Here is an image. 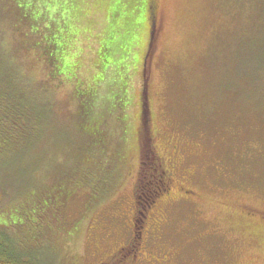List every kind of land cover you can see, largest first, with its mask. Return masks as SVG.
I'll return each mask as SVG.
<instances>
[{"label": "rangeland", "instance_id": "1", "mask_svg": "<svg viewBox=\"0 0 264 264\" xmlns=\"http://www.w3.org/2000/svg\"><path fill=\"white\" fill-rule=\"evenodd\" d=\"M21 3L35 19L15 29L6 12L2 43L39 25L68 71L50 78L41 53L21 61L52 108L42 262L264 264V0ZM81 90L94 104L84 119ZM35 212L24 216L37 234Z\"/></svg>", "mask_w": 264, "mask_h": 264}, {"label": "trees", "instance_id": "2", "mask_svg": "<svg viewBox=\"0 0 264 264\" xmlns=\"http://www.w3.org/2000/svg\"><path fill=\"white\" fill-rule=\"evenodd\" d=\"M149 5L150 15L153 18L154 4L149 3ZM27 8L28 6L21 3V0H0V35L3 32L4 22L7 21V13L13 12L11 15L14 23L13 28L19 21L30 22L34 17ZM55 14L59 15L60 12L55 11ZM52 26V24H47L45 29L51 31ZM52 32L54 35L57 34L56 29ZM42 33L39 25L31 28L28 33H22L28 40L25 39L18 47H11L10 50L5 47L0 37V204L11 200L10 205L8 202L4 205L5 209H3L4 206L0 207L2 208L0 214H12L11 211H14L18 215L17 220L12 216L8 217L6 222L0 223V264H44L39 258L37 250L39 249V236L45 234V218H48L50 214L56 216L52 213L54 211L51 210L47 201L46 206L41 205L42 195L47 190L51 191L46 184L53 181L52 173L47 167L39 168L43 155L39 150L44 148L43 140H46V137L53 131L46 126L49 117L52 116V108H48L47 102L48 87L46 84L40 83L41 86L36 85V89L32 88L31 86L34 84L31 81L28 80L29 82L26 83V77L29 76L30 70L26 71L23 69L24 65L21 66V61L26 57L29 58V55L41 53L42 59L47 64L50 78L68 75L65 64L61 62L63 61L61 56V47L63 46L53 45L51 42L54 40L53 35L41 36ZM32 34L35 36V45H28ZM150 34L151 41L152 30ZM54 52H58V54L53 55ZM55 60L59 61L57 70H54ZM241 83L244 84L243 80ZM239 89L246 88L240 85ZM87 94L90 93L87 92ZM85 96L86 93L83 90L78 91V98L81 101V114H79L81 119L88 115L87 112L82 111L84 106L90 111L94 108V104L89 103L90 98H85ZM122 107L118 104L115 109ZM80 131L82 137L85 136V132L86 135L90 132L88 129H80ZM98 135L99 129L97 128L91 132V136H94L95 139L92 137L90 143L100 145V141L97 139ZM88 139L89 137L85 140L88 141ZM46 169L47 176L44 174L41 177H35L38 170L44 172ZM154 171L158 175L156 167ZM61 176L62 173L58 172L57 177ZM56 181L53 182L56 183ZM162 185L156 186V188L163 189ZM62 203L63 200H60V204ZM16 206L18 207L15 209ZM53 206V210L56 211L55 205ZM27 209L31 212L36 211L35 214L33 213L35 221L38 226H43L37 234L32 229L31 222L28 223L24 216Z\"/></svg>", "mask_w": 264, "mask_h": 264}, {"label": "flooded vegetation", "instance_id": "3", "mask_svg": "<svg viewBox=\"0 0 264 264\" xmlns=\"http://www.w3.org/2000/svg\"><path fill=\"white\" fill-rule=\"evenodd\" d=\"M164 189V188H163Z\"/></svg>", "mask_w": 264, "mask_h": 264}]
</instances>
